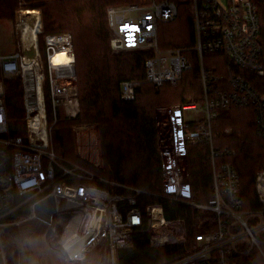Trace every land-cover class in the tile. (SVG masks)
I'll return each instance as SVG.
<instances>
[{"label":"built area","instance_id":"obj_1","mask_svg":"<svg viewBox=\"0 0 264 264\" xmlns=\"http://www.w3.org/2000/svg\"><path fill=\"white\" fill-rule=\"evenodd\" d=\"M189 0H143L142 4L108 9L111 48L116 52H147L146 81L156 87L176 85L193 62L186 53H193L200 65L203 99L201 105L175 106L167 112L166 136L160 138L163 193L172 203L189 204L197 210L216 215L215 230L196 236V243L173 264H264V167L254 185L260 209L244 202L242 180L235 166L222 160L235 151L214 147L213 121L229 108L253 107L256 111V133L264 139V33L257 7L252 0H190L194 7L195 44L192 48L162 49L159 45L161 25L174 22L179 16V3ZM68 37L72 46L71 37ZM48 69L41 55L27 58L19 46L15 53L5 54L0 39V226L8 219L20 226L23 221L38 219L47 225L44 237L50 250L60 254L66 264L82 262L97 246L108 249L112 263L117 253L132 248L138 233L147 234L152 247L186 242L184 220H167L161 204L141 208L144 191L124 185L132 192L115 194L100 184L104 180L84 166L60 157L52 141V129L62 111L65 116L78 115V92L74 87V62L70 70L51 64L57 49L46 40ZM40 51V50H39ZM73 54V47L68 50ZM206 55H217L223 69L216 73L205 65ZM217 69V68H216ZM19 77L23 88L26 133L11 136L4 80ZM259 79L251 81L253 79ZM261 82V83H260ZM139 83L121 84L123 100H134ZM261 90L263 92H261ZM43 97V101L41 100ZM47 98L53 125L48 121ZM206 120L188 122L185 112L198 110ZM45 124L43 133L39 117ZM45 134V137L44 135ZM209 143L213 175L212 198L207 204L193 201L189 176V146ZM94 233L91 243L80 257L63 251L66 232ZM1 252V251H0ZM3 263L6 264L3 253Z\"/></svg>","mask_w":264,"mask_h":264},{"label":"trees","instance_id":"obj_2","mask_svg":"<svg viewBox=\"0 0 264 264\" xmlns=\"http://www.w3.org/2000/svg\"><path fill=\"white\" fill-rule=\"evenodd\" d=\"M141 1L0 0V17L12 21L15 12L21 7L34 10L39 32L41 28L43 30L38 34L39 49L45 61L46 48L42 37H71L80 109L74 118L60 111L58 121L54 124L47 98L48 121L50 125L54 124L52 141L56 153L96 174L104 180L100 185L115 194L128 196L132 192L111 186V183L144 191L145 194L140 198L141 208H145L146 204H161L167 220H184L185 243L152 247L149 236L138 233L132 248L121 249L117 253V264H173L193 249L198 234L215 230L217 224V217L211 212L197 210L189 204L172 203L161 197L163 179L158 127L160 116L157 110L165 103L180 106L202 103L200 65L194 54L187 52L186 55L193 62L192 69L184 72L176 85L156 87L146 81L145 61L149 53L112 51L108 9L139 4ZM252 1L257 7L264 33V0ZM37 9L41 10L42 18ZM193 16L190 0L179 3L178 18L172 23L161 25L160 47L192 48L195 44ZM223 59L221 61L217 55H206L205 65L218 73L226 65L227 59ZM251 79L258 88L256 81L259 79ZM130 80H137L141 84L134 100H123L121 84ZM4 83L10 134L14 137L24 136L26 122L21 79L6 78ZM84 125H98L100 129L104 161L101 169L84 162L75 154L73 128ZM212 125L214 147L235 151L232 155H223L222 160L232 163L239 172L245 204L249 208L260 209L254 181L259 170L264 167V139L256 133L255 109L223 110ZM210 153L211 145L207 142L189 146L188 169L192 197L199 204H207L212 198ZM24 224L27 236L33 235L35 231L36 234L43 231L41 235H44L47 231V225L38 220ZM240 261L241 264H257L259 260L249 262L250 256H245ZM0 264H4L1 252Z\"/></svg>","mask_w":264,"mask_h":264},{"label":"rangeland","instance_id":"obj_3","mask_svg":"<svg viewBox=\"0 0 264 264\" xmlns=\"http://www.w3.org/2000/svg\"><path fill=\"white\" fill-rule=\"evenodd\" d=\"M220 1L222 3L227 2V0H220ZM142 3L143 0L139 4ZM125 6H129V5L114 6V7H125ZM25 10L27 9H23L22 7L18 9L15 12L14 19L12 21L0 17V39L3 43V50L5 54L15 53L18 50L19 46L25 49L22 40L23 32H24L23 30L26 28V26H28L30 20L29 15L27 16L23 15V11ZM28 10L30 11V9ZM192 10L194 15L193 5H192ZM38 11H40L42 18L41 10ZM42 31L43 30L41 28L40 33ZM38 33H39V24L37 20L36 36H37V44L39 47L40 33L39 34ZM47 37L48 36L42 37V42L45 41V48H46ZM113 52L121 53L116 51ZM39 55H41V62L43 63L44 68L48 69L47 56L45 61V57L42 56L40 51H39ZM10 78H19V77H10ZM135 81L139 83V85L141 84V82L137 80ZM74 87L77 89L76 82ZM175 106H180V105H174V103H170V104L165 103V105H162L157 110V113L160 116V120L158 122V127L160 131L159 142H160V138L166 136L167 133V128L165 126V124L167 123V112L169 109ZM206 116L207 114L205 113L204 109L201 106L198 110H190L185 112V118L187 119L188 122H201L203 120H206L207 118ZM73 136L75 140V154L78 155L82 160H84V162L90 163L91 165L98 167L100 169L103 168L104 161L102 154V142L100 136V129L98 125H84L81 127H74ZM35 220L38 219L23 221L21 222L22 224L20 226H17L13 223L14 219H8L7 222H4L0 226V251L1 253H3L6 264H33V261H35L34 264H66L63 261V258L60 254L49 249L44 237L45 234L41 235L43 231L37 234L35 231L33 235H28V236L25 234L26 224L24 223H32L35 222ZM79 241L80 240L76 241L69 248V251L72 252L73 256H75L76 253L80 250V248L83 247L82 246L83 244H81V242ZM90 241L91 239L88 238L87 242ZM74 264H113V263H112V256L108 251V249L105 250L102 246H97L94 249H92L90 252H88V254L83 258L82 262H76Z\"/></svg>","mask_w":264,"mask_h":264},{"label":"bare ground","instance_id":"obj_4","mask_svg":"<svg viewBox=\"0 0 264 264\" xmlns=\"http://www.w3.org/2000/svg\"><path fill=\"white\" fill-rule=\"evenodd\" d=\"M23 15L30 16V20H29V24L28 26H26V28L23 30V43H24V51H25V55L27 58L33 59L35 57H38L39 55V47L37 44V36H36V31H37V20L35 17V12L33 11H29V10H25L23 11ZM21 20V19H20ZM40 33V32H39ZM49 40V43L51 45H54L57 49V52L55 55L52 56V60H51V64L58 67V68H63L66 70H70L71 68H69L70 63L73 61L75 62V58L68 54V50L71 49V45L68 37L66 38H59L58 37H53V36H48L47 37V41ZM27 43V45H26ZM4 51V50H3ZM35 55V57H33ZM41 100L43 101V97H41ZM41 116L39 117V122L40 124H42V129H43V133L46 132V128H45V124L42 122L41 117H45L44 112H41ZM45 137V134H43ZM88 238L92 239L94 238V233L93 232H88L85 234H77L75 233V231L69 230L66 232L65 236L63 237V241L60 245H64L63 246V251L65 253H67L68 255H70L71 257H80L81 256V252L82 250L86 247V245L90 242L88 241ZM80 240L79 242H81V244H83L82 248H80V250L76 253L75 256L72 255V252L69 251V248L72 244H74L76 241Z\"/></svg>","mask_w":264,"mask_h":264},{"label":"crops","instance_id":"obj_5","mask_svg":"<svg viewBox=\"0 0 264 264\" xmlns=\"http://www.w3.org/2000/svg\"><path fill=\"white\" fill-rule=\"evenodd\" d=\"M34 12V11H33ZM36 14V13H35ZM36 16V15H35ZM35 263V261H33V264Z\"/></svg>","mask_w":264,"mask_h":264}]
</instances>
